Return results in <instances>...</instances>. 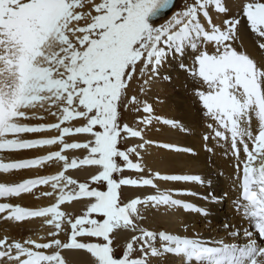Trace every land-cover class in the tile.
Wrapping results in <instances>:
<instances>
[{
	"label": "snow or ice",
	"instance_id": "1",
	"mask_svg": "<svg viewBox=\"0 0 264 264\" xmlns=\"http://www.w3.org/2000/svg\"><path fill=\"white\" fill-rule=\"evenodd\" d=\"M179 2L171 11L177 0H0V153L58 149L0 158L4 174L58 166L55 174L0 182V220L40 218L49 227L39 241L0 238V264H69L65 252L87 253L91 264H152L169 255L182 264H264V0ZM214 16L223 19L215 23ZM242 34L251 36L255 54L241 47ZM170 61L191 78L192 105L208 130L203 149L214 155L219 147L235 161L233 209L248 227L225 223L223 230L230 238L242 233V244L188 235L183 221L185 234L144 226L149 212L211 214L177 196L221 201L213 192L162 189L161 182L211 187V181L162 174L149 163L153 146L163 164L198 158L191 146L146 138L155 124L194 133L197 121L156 116L139 98ZM131 112L137 117L130 124ZM132 139L139 143L129 146ZM70 150L84 155L69 157ZM69 170L85 172V179ZM24 194L54 202H11ZM74 203L82 214L70 211Z\"/></svg>",
	"mask_w": 264,
	"mask_h": 264
},
{
	"label": "bare ground",
	"instance_id": "2",
	"mask_svg": "<svg viewBox=\"0 0 264 264\" xmlns=\"http://www.w3.org/2000/svg\"><path fill=\"white\" fill-rule=\"evenodd\" d=\"M178 1L179 0H177L176 7ZM176 7L171 11H175ZM171 11L164 17V19H167V17L171 14ZM242 45H244L248 51L255 54L256 50L252 39L251 41H245L241 44V46ZM166 65H168V69H165L164 67L161 68L160 77L147 86V92L141 95V99H146L149 103H152L154 107V114L156 116L163 118H177L186 123L197 121V123L195 124L194 133L191 134L180 133L176 130L169 131L167 126L155 124L152 128L147 130L146 138L160 142L178 141L182 146L193 147L198 153V158L190 161L187 165L183 163L163 164L158 162L162 159V157H159V150L153 146L149 149L148 155L149 157L154 158L150 159L149 163L155 170H161L162 174L165 172L167 174H197L201 175L206 182L208 180L211 181V187H208L207 185L200 186L195 184L174 185L161 182L162 189L187 187L192 191L201 193L202 195H208L209 192H213L216 196L221 198V201L219 203H208L194 196H177L175 198L207 208L211 214L207 217H203L195 213H186L183 210H176L174 215H161L149 212L144 226L157 231L166 230L173 234H185L181 223V221H183L191 226L187 233L188 235H192L194 230L205 239H223L226 242L242 244L245 242L242 233L238 238H230L223 230V225L225 223H230L238 227H247L246 221L237 215L232 206V201L237 195V191L232 190V178L235 175V161L230 159L229 156L224 155V150L219 147L216 148L214 155L203 149L201 136L208 130L203 126L202 122H199V118L197 117L192 105L191 78L187 77L183 71L179 70L175 61H170ZM165 75L170 76L171 80H164L163 77ZM163 81L166 85L164 83L163 85L161 84ZM129 123L131 124L132 122L130 121ZM54 134L55 133H48L46 135ZM76 139L83 140L85 137L79 136ZM136 143H139L136 139L129 141L130 146ZM214 143V141H209V146H213ZM49 150L58 149L53 147L52 149L45 148L42 150H24L18 154L3 153L0 158H3L4 162L20 158H34L47 154ZM67 155H69V157H82L84 153L81 150H70ZM57 171L58 166H45L44 168L32 170H20L16 173H0V182H22L24 179L35 178L38 175H51L55 174ZM68 174L72 175L74 178H79L81 181H83L86 176L85 172L77 170H69ZM129 174L130 173H128V175ZM42 190L49 191L50 188L42 186ZM146 191L151 190L149 189ZM225 193H227V196L224 195ZM37 195H39V193ZM11 202L19 203L23 206L43 207L49 206L54 202V200L45 197L37 199L31 195L24 194L22 199H12ZM61 207L63 210L66 206ZM70 211H72L74 215H79L82 214L83 207L81 204L74 203ZM161 211L163 212V210ZM48 231L49 227L44 225L40 218L34 219L31 223L19 225L13 222L0 220V238L7 235L10 238L15 237L16 239L31 237L39 241L42 238L47 237ZM121 242L126 243V238ZM64 255L69 261V264H91L92 261L91 256L84 252H65ZM134 255L138 257L140 253L135 252ZM152 264H182V261L169 255L163 260V262L157 259L152 260Z\"/></svg>",
	"mask_w": 264,
	"mask_h": 264
},
{
	"label": "rangeland",
	"instance_id": "3",
	"mask_svg": "<svg viewBox=\"0 0 264 264\" xmlns=\"http://www.w3.org/2000/svg\"><path fill=\"white\" fill-rule=\"evenodd\" d=\"M181 5H180V2L178 1V4H177V7H176V10L180 7ZM171 15V14H170ZM169 15V16H170ZM213 19H214V22L215 23H219L220 21H221V19H223V17L222 16H214L213 17ZM160 23H162L163 22V20L162 21H159ZM244 36V37H243ZM246 37V38H245ZM244 38V39H243ZM251 36H248V35H241V38H240V42H241V44L242 43H244L245 41H251ZM244 40V41H243ZM242 48H245V46L244 45H242L241 46ZM168 65H166L165 64V66H163L165 69H168V67H167ZM163 83L166 85V83L163 81V82H161V84L163 85ZM149 86V85H148ZM140 87V85L139 84H136V85H134V91H136V89L138 90V88ZM143 93H141L140 94V96H139V98L141 99V95H142ZM152 104V103H151ZM140 115H142V114H140ZM137 117V113H135V112H131L130 114H126V117H125V119H126V121L127 122H134V120H135V118ZM132 119V120H131ZM130 146V145H129ZM1 155H3V154H1ZM0 155V156H1ZM133 159H135V157H133ZM126 175H128V173H125Z\"/></svg>",
	"mask_w": 264,
	"mask_h": 264
}]
</instances>
